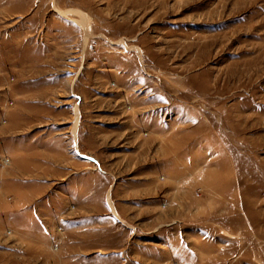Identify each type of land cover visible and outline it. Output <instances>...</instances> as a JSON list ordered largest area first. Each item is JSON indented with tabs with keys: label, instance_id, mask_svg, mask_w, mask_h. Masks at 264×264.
<instances>
[{
	"label": "rangeland",
	"instance_id": "obj_1",
	"mask_svg": "<svg viewBox=\"0 0 264 264\" xmlns=\"http://www.w3.org/2000/svg\"><path fill=\"white\" fill-rule=\"evenodd\" d=\"M0 264H264V0H0Z\"/></svg>",
	"mask_w": 264,
	"mask_h": 264
},
{
	"label": "built area",
	"instance_id": "obj_2",
	"mask_svg": "<svg viewBox=\"0 0 264 264\" xmlns=\"http://www.w3.org/2000/svg\"><path fill=\"white\" fill-rule=\"evenodd\" d=\"M3 164L4 165H8L9 164V161H8V158L7 157H4L3 158ZM197 194H199V193H197Z\"/></svg>",
	"mask_w": 264,
	"mask_h": 264
},
{
	"label": "snow or ice",
	"instance_id": "obj_3",
	"mask_svg": "<svg viewBox=\"0 0 264 264\" xmlns=\"http://www.w3.org/2000/svg\"><path fill=\"white\" fill-rule=\"evenodd\" d=\"M161 99H163V98H161Z\"/></svg>",
	"mask_w": 264,
	"mask_h": 264
},
{
	"label": "crops",
	"instance_id": "obj_4",
	"mask_svg": "<svg viewBox=\"0 0 264 264\" xmlns=\"http://www.w3.org/2000/svg\"><path fill=\"white\" fill-rule=\"evenodd\" d=\"M84 262V261H83Z\"/></svg>",
	"mask_w": 264,
	"mask_h": 264
}]
</instances>
